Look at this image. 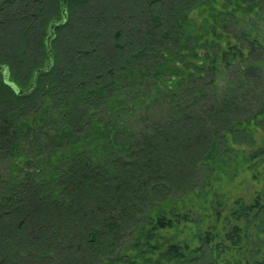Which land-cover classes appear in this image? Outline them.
Returning a JSON list of instances; mask_svg holds the SVG:
<instances>
[{
  "label": "trees",
  "instance_id": "trees-1",
  "mask_svg": "<svg viewBox=\"0 0 264 264\" xmlns=\"http://www.w3.org/2000/svg\"><path fill=\"white\" fill-rule=\"evenodd\" d=\"M262 16L0 0V264H264Z\"/></svg>",
  "mask_w": 264,
  "mask_h": 264
},
{
  "label": "rangeland",
  "instance_id": "rangeland-1",
  "mask_svg": "<svg viewBox=\"0 0 264 264\" xmlns=\"http://www.w3.org/2000/svg\"><path fill=\"white\" fill-rule=\"evenodd\" d=\"M48 1V0H47ZM61 6V5H60ZM59 6V14L57 15V20H60V14L62 13V6ZM67 10V9H66ZM67 16V15H66ZM264 17V16H262ZM262 23L264 22V18L260 20ZM69 32V31H68ZM158 110H162L159 108ZM156 109L154 110V113H156ZM262 179L260 178L259 180H255L252 177H250L248 174H241L237 177L234 178V181L232 184L227 186L225 188V194L228 196L230 199L232 198H242L247 202H250L254 195L255 192L259 191L262 187ZM260 238H263L262 234L258 235ZM250 247L249 250H254L258 248V245L249 243ZM253 248V249H252ZM264 251V246L261 248ZM252 253V252H251ZM261 252L259 253V256H261ZM229 257V253L225 254L224 258Z\"/></svg>",
  "mask_w": 264,
  "mask_h": 264
}]
</instances>
